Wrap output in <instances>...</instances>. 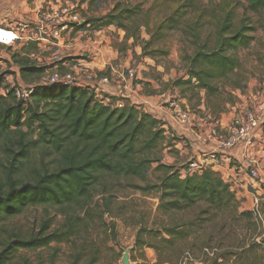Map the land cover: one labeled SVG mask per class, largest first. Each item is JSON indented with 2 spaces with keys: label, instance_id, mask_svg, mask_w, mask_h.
Returning a JSON list of instances; mask_svg holds the SVG:
<instances>
[{
  "label": "trees",
  "instance_id": "trees-1",
  "mask_svg": "<svg viewBox=\"0 0 264 264\" xmlns=\"http://www.w3.org/2000/svg\"><path fill=\"white\" fill-rule=\"evenodd\" d=\"M198 1L176 0L172 12L156 25L153 33H150L138 5L121 2H117L105 16L96 19L100 23L95 27L115 26L123 31L127 40L136 39V32L143 26L150 37L143 41L142 55L153 56L157 51L165 53L150 46L161 37L164 28L176 27L179 19ZM204 1L222 3V20L216 27L212 43L200 42L199 36L195 35L197 47L184 58L186 77L173 81L172 88H177L180 96L187 99L195 97L196 109L182 104L183 109L199 113V106L203 105L207 114L218 120L226 110L225 106L237 98L233 91L240 86L231 82L240 66L237 51L249 47L256 26L247 16H242L235 25L234 6H230L228 0ZM242 1L245 11L257 15L264 11V0ZM128 22L131 28L127 27ZM88 23L84 22L81 27ZM130 29L134 30L132 34ZM34 46V42H27L20 52L10 54V60L18 67L19 78L24 83L37 82L48 68L29 57V48ZM104 74L99 72L101 76ZM3 77L0 74V147L6 163L0 176V264H8L19 250H35L50 242L64 241L81 224L78 217L68 213L66 229L61 232L47 231L49 224L44 221L38 232L21 236L2 229L3 222L33 206L75 208L89 199L91 191L105 184L109 178H136L145 182L148 170L161 171L162 176L153 184L132 185L141 191L157 192L161 213L173 214L202 205L191 219L162 224L155 229L139 228L138 233L146 231L158 241L147 244L155 250L157 264H176L184 253L182 248H176L177 242L188 241L192 235L197 237L205 225L219 218L220 214L230 220L237 214L238 217L250 215L239 211L233 190L217 172L206 169L201 174L181 177L178 169L163 162L164 148L178 138L166 127V122L138 105L125 103L118 107L116 102L122 98L116 97H109V102L104 103L89 86L52 84L35 85L31 104L24 108L15 100L13 89L4 83ZM225 85L231 90L226 91ZM186 91L190 94L187 95ZM180 96L178 98L182 99ZM33 133H36L34 139ZM39 146L41 159L48 156L50 160H42L39 167L28 168L30 178L25 179L20 175L24 170L23 162ZM261 208L264 213V202ZM219 223L220 228H224V222ZM261 240L262 243H242L233 250H221L219 256L223 261L211 260L207 264H261L263 258L258 250L264 239ZM136 242L145 244V240L138 236ZM227 252L234 258L231 262ZM94 261L92 259L85 264H93Z\"/></svg>",
  "mask_w": 264,
  "mask_h": 264
},
{
  "label": "rangeland",
  "instance_id": "rangeland-1",
  "mask_svg": "<svg viewBox=\"0 0 264 264\" xmlns=\"http://www.w3.org/2000/svg\"><path fill=\"white\" fill-rule=\"evenodd\" d=\"M175 1L0 0V25L10 26L18 20L30 23L33 21V17L38 22L45 16H50L51 21L46 22L56 24L59 30L55 37L47 32L37 35L40 38L39 41L27 39L28 34L19 35L20 38L16 40L13 46L0 45V56L3 52L11 51L10 48L12 47L20 49L26 44L25 42H34L36 46L30 47L29 50L33 57L40 60L39 63H48L47 66H51L49 59L58 60L59 63L61 60L66 62L82 60L83 63H87L96 57L93 52L95 51L92 48L93 45L89 44L95 39L104 54V65L101 72L106 73L104 76L109 79L108 81L114 78L113 72H124L125 78L133 84H141L140 88L144 93L169 91V97H173L162 105L168 106L170 101L178 95L180 96L178 89L172 88V82L186 77L184 58L197 47L194 37L199 36L200 42L212 43L216 27L222 20L221 10L223 9L220 2L198 1L193 9L179 19L176 27L164 28L161 37L157 38L150 46L152 49L163 50L165 53L157 51L154 52L153 56H143L141 53L143 41L149 39V34L154 32L156 25L169 16L175 7ZM117 2L138 5L144 20L148 23L150 33L141 26L135 34L136 37L134 36L136 39L126 40L123 31L115 26L97 29L95 26L100 21H96V19L105 16ZM228 4L234 6L235 25H238L242 16H247L256 26L252 32L254 39L249 47L237 51L240 66L231 80V82L239 84L240 88L238 89L241 93L250 91L251 100H247L245 104L251 106L253 99L264 98V11L258 15L245 11L242 0H228ZM76 15L79 18V23L73 21V17ZM88 21L87 25L81 27L84 22ZM126 25L130 27L131 23L128 22ZM133 31L130 29L131 34ZM37 36L35 34L33 38ZM66 37L64 44L62 43L59 47L57 44L59 39ZM37 43L42 45L37 47ZM129 71L133 72L132 77L127 75ZM14 73L6 59L0 58V74L4 76V83L8 86L13 83H22L20 78L16 80ZM225 90L230 91L231 89L225 85ZM174 91L176 94L172 93ZM186 94L189 95L190 91H186ZM182 99L185 100L186 108L192 106L193 109H196L194 107L196 106L195 97L190 99L182 97ZM125 100L123 98L117 101L121 102V106L130 103L125 102ZM235 103L238 104L239 108L241 102L236 98L233 103H228L225 106L224 112H228ZM189 112L202 119H212L203 111L199 113ZM35 137L36 133H33L32 138ZM259 149L262 151L260 156L264 166V144ZM41 150L40 146L34 148L30 158L23 162L24 170L20 173V175L22 174L21 177L29 179L28 168L39 167L42 160L44 162L50 160L48 156H43L41 159ZM189 159L191 156L186 154L175 156L169 154L168 150L162 152V161L167 164H175L174 168L176 169L182 168ZM5 163L6 156L0 147V176ZM232 166V176H229L228 173L222 175L219 173V176L224 177L221 178L230 185L236 194L239 211L248 212L250 215L238 217L237 214L235 219L230 220L228 216L220 214L219 218L205 225V229L200 235L195 238L192 235L188 241L177 242L176 248H182L183 252L188 251L196 254L205 246H215L224 252L233 250L242 243L245 245H251L253 242L262 243L264 225L257 221L256 216L250 211L253 190L249 183H246L244 187L238 185L242 182L241 180L238 181L242 172L238 164ZM161 176V171L148 170L145 182L156 183L157 178ZM145 182L136 178H109L105 184L95 187L91 191L89 199L82 201L75 208L54 205L33 206L27 208L21 215L3 222L1 224L2 229L21 236H28L38 232L44 221L49 224L47 229L49 232L65 230L68 213H72L73 216L81 220L80 226L66 240L50 242L47 246L35 250H19L8 264H23L24 262L26 264H85L92 259H95L93 264H120L123 251L128 248L131 264H157L156 252L147 244L158 241L146 231L138 233L139 228L155 229L162 224L191 219L202 205H197L183 212L163 214L158 210L157 192L154 190L141 191L132 185L143 186ZM222 221L224 228H220L219 222ZM137 236L145 240V244L136 242ZM191 243L193 246L190 245ZM258 253L263 258L261 264H264V244L261 245ZM226 256L230 258L229 262L234 260L229 253ZM250 256H253V252H250Z\"/></svg>",
  "mask_w": 264,
  "mask_h": 264
},
{
  "label": "built area",
  "instance_id": "built-area-1",
  "mask_svg": "<svg viewBox=\"0 0 264 264\" xmlns=\"http://www.w3.org/2000/svg\"><path fill=\"white\" fill-rule=\"evenodd\" d=\"M46 21H51V17L45 16L37 24L18 20L10 26L0 25V45L11 47L20 38L19 35L25 34L29 36L27 39L32 40L36 32L40 34L47 32L54 37L57 36L59 33L57 25L50 23L47 30L46 24H49V22ZM73 21L79 23L77 15L73 17ZM61 62H64V60H61ZM54 64L48 65V68L35 83H13L10 86L13 89L15 100L24 108H27L31 104V94L35 85L47 86L59 84L63 86L85 87L89 86V82L95 79L100 80L102 83H107L109 80L104 75L100 76L99 72L94 68L87 67L81 62L76 63L75 66L70 67L67 71H61ZM127 75L132 77L134 74L132 71H129ZM18 79L19 75L16 77V80ZM1 93L4 94L3 89ZM98 98L104 103L109 102V99L106 97ZM116 103V105L121 106V102L117 101ZM168 105L174 111L180 123L188 125L199 134H203L206 131V137L205 135L204 137L214 142L213 148L199 153L189 159L182 168L178 169L179 175L185 177L192 174H201L206 169H211L222 175L224 165L230 168V166L233 167L232 165L238 164L240 171L246 176L247 183L250 184V188L253 190L251 194L252 208L250 211L256 216L257 221H260L264 225V213L261 208V204L264 202V166L262 165L261 156L249 150V147L257 144L264 137L262 133L264 98L253 99L251 106L245 104L238 109L236 108L237 110L235 109V113L224 126H221L218 120L202 119L190 114L189 110L183 109L180 103L170 101ZM237 148L243 150V155L240 158L226 155L228 151ZM221 177L224 178L223 176ZM220 251L215 246H205L196 254L186 251L181 255L176 264H207L211 260L221 262Z\"/></svg>",
  "mask_w": 264,
  "mask_h": 264
},
{
  "label": "crops",
  "instance_id": "crops-1",
  "mask_svg": "<svg viewBox=\"0 0 264 264\" xmlns=\"http://www.w3.org/2000/svg\"><path fill=\"white\" fill-rule=\"evenodd\" d=\"M35 10V9H34ZM31 24H37L36 19L33 17V21L30 22ZM50 26V24H46V29L48 30V27ZM36 36L39 35L40 33L36 32L35 33ZM40 40V38H38V36L36 38H33L32 40ZM66 38H61L59 39V41L57 42V44L60 45L65 42ZM27 43V42H25ZM89 44L93 45L92 48L94 52V55L96 56L93 61L91 62H87V63H83L82 60H79L78 62L81 61V63H83V65H86L87 67H91L94 68L97 72H101L103 69V58H104V54L102 52V48L99 47L100 45L98 44V42H96L95 39H93L91 42H89ZM42 44L37 43V47L41 46ZM44 45V44H43ZM70 45V44H68ZM8 47V46H7ZM11 51H9L8 53L3 52L1 53L0 58L2 59H6V61L8 62V65H10L11 69L13 71H15L14 75L15 78L18 76V67L13 64L10 60V54L13 52H20L21 49H17L16 47H12L10 48ZM32 53H29V57L33 60H35L38 65H47L46 64H42L39 63L40 60L33 57ZM51 61V64L54 66H58L59 69L61 71H64L65 69H69L70 67L75 66L76 63H78L77 61L75 62H61L59 63V61L55 60L52 61V59H49ZM113 72V71H112ZM101 76V75H100ZM112 76L114 78H112L110 81H108L107 83H102L100 80L95 79L92 80L91 82H89V86L91 88L94 89L96 95L98 97H103L104 94H106V98L109 99V97H116V98H124L126 99L125 102H130L131 104H136L139 107H141L143 110L151 113L152 115H154L155 117L162 119L164 122H166V127H168L172 134L175 135L178 140L176 141H172V144L169 145L168 147L164 148L163 151H169V154H173V155H182V154H186L191 156V158H193L194 156L198 155L201 152H206L209 151L211 148L214 147V142L211 139L205 138L206 137V131L203 132V134H199L197 131H193L188 125L182 124L180 123V121L178 120L176 114L174 113V111L168 106H162L163 104L167 103V101L169 99H172L171 97H169V91L166 92V90L163 91H158V92H154L152 91V93H144L142 90V88H140L141 84H133L130 80L125 78L124 72H113ZM144 88V86H143ZM154 92V93H153ZM248 92V93H247ZM173 94H176V92H172ZM247 93V94H246ZM233 94L238 98V100H240V106L245 105L246 101L251 99L249 96L250 91H246L244 93H241V91L239 89H235L233 91ZM110 100V99H109ZM173 102H177L182 104H185V100L184 99H180L178 98V96L172 100ZM237 103V102H236ZM234 105V107H231L230 110L228 112H224L220 115V118L218 119V122L221 126H224L233 116V114L235 113V109L236 107L238 108V104ZM199 109H201V111L207 113L204 109V106L201 105L199 106ZM207 119V118H206ZM205 135V137H204ZM264 144V137L263 139H261V141H259L257 144H253L251 147H249V150L251 152H253L254 154H257L260 156V154H262L261 149H259L261 147V145ZM226 155H230V156H235L237 158H240L243 155V150L241 148H237L231 151H228ZM262 158V157H261ZM178 164V163H177ZM173 166L175 164H172ZM263 165V164H262ZM232 167H228L227 165H224V167L222 168V173H228L229 176H232ZM242 172V171H241ZM227 175V174H226ZM242 181L244 183H240L238 184L240 187H244L245 184L247 183V178L243 173H240L238 181ZM231 188V187H230ZM232 190V188H231ZM236 195V194H235Z\"/></svg>",
  "mask_w": 264,
  "mask_h": 264
},
{
  "label": "water",
  "instance_id": "water-1",
  "mask_svg": "<svg viewBox=\"0 0 264 264\" xmlns=\"http://www.w3.org/2000/svg\"><path fill=\"white\" fill-rule=\"evenodd\" d=\"M120 264H131L130 258H129V248L123 251Z\"/></svg>",
  "mask_w": 264,
  "mask_h": 264
}]
</instances>
